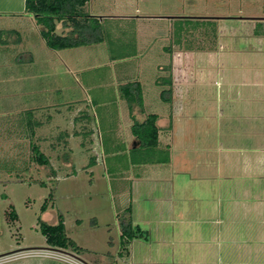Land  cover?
<instances>
[{"label":"rangeland","instance_id":"1","mask_svg":"<svg viewBox=\"0 0 264 264\" xmlns=\"http://www.w3.org/2000/svg\"><path fill=\"white\" fill-rule=\"evenodd\" d=\"M119 3L133 5L120 14L137 9L145 22L114 30L117 23L111 21L116 20H107L103 26L111 31L110 43L57 52L48 50L36 32L15 24L0 4V264H264V36L254 35L256 23L264 22V0H89L84 10L110 18L118 15L113 7ZM180 27L194 30L193 43L215 29L216 44L209 48L205 39L207 50L185 53L172 44ZM9 29L14 33L8 34ZM116 57L122 59L111 65ZM142 57L139 74L150 108L168 114L152 83L156 76L186 77L190 84L180 147L173 138L171 149L173 158L183 153L187 164L180 172L152 167L159 171L153 179L132 185V222L143 237L130 245V257L118 259V222L126 214L114 200L113 180L115 170L127 165L122 146L132 143L130 123L114 131L118 104L112 100L95 112L97 118L103 112L109 116L110 130L105 124L102 132L95 128L92 117L83 128L93 131L86 145L70 138V153L63 157L62 150L51 151L49 144L58 130L72 131L75 113L66 112V106L75 104L70 98L103 92L112 97L111 88L103 90V85L135 79ZM169 64L170 73L156 70ZM85 82L98 88L83 91L78 83ZM30 109L42 120L51 117L32 142L48 156L55 174L33 161L30 141L16 130L20 114ZM173 119L175 137L179 118ZM196 166L205 178H190ZM122 184L130 192L131 183ZM179 199L186 207L197 205L183 239L177 221L166 214L171 202L176 214ZM59 216L77 251L51 247L40 233L38 218L57 225Z\"/></svg>","mask_w":264,"mask_h":264},{"label":"trees","instance_id":"2","mask_svg":"<svg viewBox=\"0 0 264 264\" xmlns=\"http://www.w3.org/2000/svg\"><path fill=\"white\" fill-rule=\"evenodd\" d=\"M88 2L89 0H24V13L33 18L35 25L39 28V34L45 47L50 51L57 52L85 47L107 42L108 40L110 43L111 31L104 29L98 17H94L84 10ZM204 22L208 24L214 23L212 21H196L195 24ZM116 23L117 25L113 27L114 30L123 28L118 22ZM184 23L187 25L191 23V21L186 20ZM260 25L262 28L258 29ZM126 26H129V23L126 24ZM255 26L254 35L264 36V22H257ZM192 31L194 30L184 29L183 27H180L178 32L175 30L173 32L172 44L184 51L207 50L204 46V42L209 44V48H213L216 44L215 29L212 35L210 34L208 36L204 34L198 37L195 43H193L194 40H190L193 38L192 34L190 35ZM203 40L205 41L203 42ZM163 50L171 53V47H165ZM121 59L122 58L116 57L112 60L117 61ZM162 70L170 73L171 66L168 65ZM156 84L166 87V89H163L161 92V98L164 102L169 103L171 101L170 75L167 77H159L156 80ZM119 94L125 101L129 110V115L132 120L130 132L135 143H137V146L131 148L128 152L129 163L133 166L167 164L169 162V152L158 148L159 129L156 126L157 116L149 114L141 122L136 121L134 118L133 113L135 109L142 112L143 103L139 85L137 83H126L119 88ZM76 120L77 118L73 119L74 122H76ZM50 122L51 117L49 115H46L45 120H42L37 118L35 112L30 109L20 114L17 120L16 130L23 133L22 135L30 141V149L34 156L33 161L40 166L49 168V170L55 174L56 171L51 167L48 156L44 155L38 143L32 142L36 131L50 124ZM58 131V134L50 137L51 143L49 147L51 151L62 150L63 154H61V156H66V151H68L67 156L70 153L68 146V139H70V137H78L80 138L81 145L84 144L85 135L81 130H72L71 133L66 130ZM41 140L44 139L36 137L37 142ZM43 210L44 207H42L41 212H44ZM125 212V219L119 222L121 232L119 255L122 256L127 255L128 245L133 239L143 237L139 228L132 226V221L129 217V209ZM10 216L13 218L15 215L11 212ZM37 225L47 245L62 249L71 248L75 251L78 250L74 242L65 235L64 223L61 216H59L57 225L46 224L40 218L37 220Z\"/></svg>","mask_w":264,"mask_h":264},{"label":"crops","instance_id":"3","mask_svg":"<svg viewBox=\"0 0 264 264\" xmlns=\"http://www.w3.org/2000/svg\"><path fill=\"white\" fill-rule=\"evenodd\" d=\"M0 4H2L3 6L6 7L5 8L6 13L11 15V17H9V18L16 20L15 24H18L19 26H23V24H24L25 26H27L26 27L27 31L30 30L31 32H36L40 36L39 28L35 25L33 18L27 16L24 13V0H21V5L19 7L16 5V0H0ZM123 5L124 4L119 3L118 7L117 6L113 7V9H118V11H116V13H118V15H115V16L112 15V16H110V18L109 17L106 18V17L101 16V15H92V16L99 17L100 22L102 24H104L107 20H109V21L110 20H116V21H112V22H118L119 24H128L130 22H139V21L145 22L143 20H145L146 17H141V16L136 15L138 12L137 9L134 12L131 11L132 12L131 15L130 14L127 15L124 13L120 14L121 12H125L126 8L129 9V11L133 9V5L130 3L126 4L124 6ZM15 7H18V8H15ZM103 7H105V5H103ZM107 9L109 10L110 8L107 7ZM129 11H127V12H129ZM137 27L141 28L140 25H138ZM7 32L8 33H10V32L14 33L13 29H9ZM138 33H140V32L136 31V37L138 39V43H140V40H139L140 35ZM102 44L105 45L106 42H103ZM36 45L39 46L40 43L37 42ZM35 48L37 49V47H35ZM139 48H140V50L142 49L141 46ZM185 53H191V51H188ZM142 59H143V57L141 58L140 61H138V69L139 70H138V75L136 76L135 79L129 80L125 77L126 79L121 80V82L119 81L118 83L116 82L115 84L110 85V87H107L108 84L103 85V87H102L103 90H104V88H109V89L111 88L110 90L113 92L112 97L106 98L105 97L106 92H103L100 95L97 94V96L96 95L93 96V95H89V94L82 95L81 93H79L78 95L73 96L72 98L69 99V101H70L69 103H75V104L72 106H66V112L68 111V112H70V114L75 113V115L72 117V130H76V131L81 130L85 135V141H84L83 145H81V143H80L81 142L80 138L70 137L71 139L78 140L79 146L86 145V142H89V140H90L89 135L93 134L92 133L93 131H91V130L90 131L86 130V132H84L83 128L85 126L84 125L85 122H87V121L89 122L90 120L92 121V117H94L95 128H100L99 130L101 132H102L101 125L105 124V127L107 126L106 125L107 121L105 119H107L106 117H109V116H106L103 112L101 114V116L100 117L98 116V118H97V113L95 115V112H96V109L97 110L105 109L106 106H108V103L112 100L114 101L113 104H116V105L118 104L117 114H115V116H114L115 119H117L116 121L114 120L115 124H116L114 126V131L116 133L119 132V129L124 127L125 123H130V127H131L132 120H131L130 115H129V110L126 106L125 101L123 100V98H121V96L119 94V88L121 86L125 85L126 83H137L140 87V90H141V97H142V103H143L142 104V112H139V110H137V109L134 110L133 115H134L135 120L138 122H141L149 114H153V115L157 116L156 126L159 129V132H158V148L160 150H167L169 152V162L167 164H153V165H139V166L131 165L129 163V160H128V152L131 148L137 146V143H135V141L131 135V140H132L131 144L129 143L126 146V145H124V142H122V144L124 145V148L122 146L123 151H127L126 152V154H127V165L126 166L123 165V167L121 166L123 171L115 170V172H116L115 178L116 179H114L113 182H114V186H115L116 191L114 194V200L116 199L115 201H117V202L119 201L118 205L120 208L119 211L121 213H123V212L126 213L125 211L127 209H129V217L131 218V221H132V213L133 212H132V209L130 207V202H131L132 198L134 197L132 194L133 192H131L132 185L134 184V186H135L139 182L147 181V178H149V177H151V179H153V175L157 174V172H159V171L156 170L157 171L156 172L155 169H150L152 167H156V166L170 167V168H173V170L180 172L183 169L182 167H185L187 164V161L184 158L183 153H181V155H178L177 158H173L171 155V149L174 146L173 145V138L177 139L178 146H179V140H180L181 134H182V132L180 130V128L182 127L180 120H182V118H184V116H185L184 95H186V87L190 84H189L188 80L186 79V77L181 78V77H175V75H174V78L171 80V101L168 103V102H164L161 98V92L163 89H166V87L158 86L156 84V80L159 78L158 76H156L155 79L152 80V83L154 86H156L157 88L160 89L159 99L162 103H164V104H166V106H168V108H169L168 114L166 115V113H164V112H159L157 110H154L153 108H150L151 107L150 105H148V104L146 105L147 90H145V88H143L144 82L140 78L141 74H139V72L141 70ZM113 62L114 61L110 60L111 65H113ZM162 68L157 65L156 70L157 71H163ZM174 69H175V67L173 68V72H174ZM174 74H175V72H174ZM78 85L80 86L81 90L85 91L84 89H86L88 92H89V90L91 91V90H95L96 88H98L96 85L89 84L86 82L82 85H80L78 83ZM59 91H60V89H59ZM64 104H67V103H64ZM53 110L55 111V113L58 114L60 108L56 107ZM89 110L92 111V116L89 115ZM121 110H122V112H121ZM123 111L125 113H123ZM77 112H79L78 113L79 115H77ZM173 112H175L174 117H172ZM176 117L179 118V120H177L178 129L176 130L175 137H173L174 136V130L172 129L173 120H174L173 118H176ZM74 118H77L76 122L73 121ZM163 119L166 120V122L163 121ZM167 119H169V122L167 121ZM123 120H124V122H123ZM110 124H111V122L108 123V126ZM106 128L108 130H110V126L106 127ZM119 136H120V133H119ZM68 141H69V139H68ZM121 141H122V139H121ZM86 150H88V148H86ZM205 177H206V174L204 172H201L200 169L197 168V166L192 169L191 174H190V178L203 179ZM210 178H212V177H210ZM123 182H130L131 183L129 186L130 192L126 191L127 189L123 186V184H122ZM136 188H137V186H136ZM135 192H137V191H135ZM190 198L193 199V200L191 199V202H197V196H193V197L191 196ZM183 201H181L180 199L178 200L180 205L177 206L176 214H175V206L172 202H171V206L169 203V206L166 209V214L168 213V216L169 217L171 216L172 222L177 221L176 223L178 224V229L180 230V231H178L179 238H182V234H183L182 231L185 230L186 222L193 221L192 213L193 212L196 213V210H197L196 203H195V205L190 204L189 205L190 207H186V205L184 204ZM118 224H119V222H118ZM132 226L138 227L137 225L133 224V222H132ZM119 230H120V227H119ZM139 230H140V228H139ZM120 236H121V232L119 233V239H120ZM137 240L138 239H133L129 243L128 249H127L128 252H127V255H125V256L130 257V255H132V250L130 251V245H132L133 241H137ZM259 240H260V238H258V241ZM119 252H120V248H119V250H117L116 257L118 259H122L123 256L119 255ZM111 258H113V257L111 256ZM114 260L115 259L113 258V261Z\"/></svg>","mask_w":264,"mask_h":264}]
</instances>
